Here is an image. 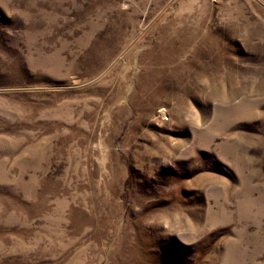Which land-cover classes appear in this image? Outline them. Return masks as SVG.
<instances>
[{
  "label": "rangeland",
  "instance_id": "rangeland-1",
  "mask_svg": "<svg viewBox=\"0 0 264 264\" xmlns=\"http://www.w3.org/2000/svg\"><path fill=\"white\" fill-rule=\"evenodd\" d=\"M0 264H264V0H0Z\"/></svg>",
  "mask_w": 264,
  "mask_h": 264
}]
</instances>
